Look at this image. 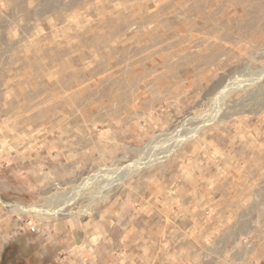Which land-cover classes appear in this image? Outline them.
<instances>
[{
  "label": "rangeland",
  "instance_id": "obj_1",
  "mask_svg": "<svg viewBox=\"0 0 264 264\" xmlns=\"http://www.w3.org/2000/svg\"><path fill=\"white\" fill-rule=\"evenodd\" d=\"M263 68L264 0H0V209L83 264H264Z\"/></svg>",
  "mask_w": 264,
  "mask_h": 264
},
{
  "label": "crops",
  "instance_id": "obj_2",
  "mask_svg": "<svg viewBox=\"0 0 264 264\" xmlns=\"http://www.w3.org/2000/svg\"><path fill=\"white\" fill-rule=\"evenodd\" d=\"M23 225L24 221L19 215L7 214L0 209V262L6 247L17 245L18 254L14 257L32 259V264H83L85 250L80 245L86 236L77 222H54L50 226L51 233L46 232L47 227L40 226L31 232ZM54 229L60 232L53 233ZM71 248L74 249L73 257L62 256Z\"/></svg>",
  "mask_w": 264,
  "mask_h": 264
},
{
  "label": "bare ground",
  "instance_id": "obj_3",
  "mask_svg": "<svg viewBox=\"0 0 264 264\" xmlns=\"http://www.w3.org/2000/svg\"><path fill=\"white\" fill-rule=\"evenodd\" d=\"M236 12V11H235ZM234 12V13H235ZM242 12H244V13H247V11H242ZM229 13H231V12H229ZM239 14V13H238ZM233 16V15H232ZM240 16V15H239ZM245 19V18H244ZM243 19V20H244ZM239 22V21H238ZM245 22V21H244ZM243 23V22H242ZM160 52V51H159ZM168 53V52H167ZM170 53V52H169ZM168 58V57H167ZM160 63V62H159ZM164 64V63H163ZM162 65V64H161ZM260 73H264V68L263 69H261V72ZM260 75V74H259ZM239 82V80H235V78H231L227 83H226V85L225 86H223V88L218 92V94H217V96H216V99L214 100V102H213V108L216 110H214L215 111V115H214V117H213V119L214 118H216L217 116H218V113H219V106L222 104V101L228 96V94L232 91V90H234V89H236L237 87H239L240 86V84L238 83ZM212 108V109H213ZM211 113H213V112H211ZM208 113L206 114V115H204V122H205V124H207V123H210V122H212V120L213 119H210L211 117L209 116V119L208 120H205L207 117H208ZM194 136V133H193V131L192 132H190L187 136H184V135H182V136H178V139H181V141H188V140H190L192 137ZM183 143V142H182ZM180 145V144H179ZM177 146V145H176ZM174 149H175V147H174ZM170 153V152H169ZM141 162V161H140ZM150 162V161H149ZM143 165V164H142ZM88 185V184H87ZM15 209V211L16 210H20V211H22V212H30V211H37V212H39V213H46V212H48L49 211V209H37V208H34V207H32V208H29V207H22V208H20V207H15L14 208ZM62 209V208H61ZM61 209H59L58 211H56V212H54V213H58V212H60L61 211Z\"/></svg>",
  "mask_w": 264,
  "mask_h": 264
},
{
  "label": "trees",
  "instance_id": "obj_4",
  "mask_svg": "<svg viewBox=\"0 0 264 264\" xmlns=\"http://www.w3.org/2000/svg\"><path fill=\"white\" fill-rule=\"evenodd\" d=\"M18 254L17 245H10L6 247L3 254V260L0 264H32V259L28 260L26 257H14Z\"/></svg>",
  "mask_w": 264,
  "mask_h": 264
},
{
  "label": "built area",
  "instance_id": "obj_5",
  "mask_svg": "<svg viewBox=\"0 0 264 264\" xmlns=\"http://www.w3.org/2000/svg\"><path fill=\"white\" fill-rule=\"evenodd\" d=\"M31 230H35V227H31Z\"/></svg>",
  "mask_w": 264,
  "mask_h": 264
}]
</instances>
